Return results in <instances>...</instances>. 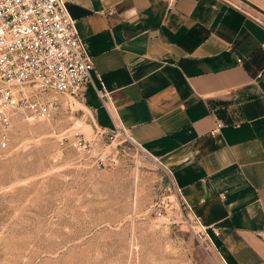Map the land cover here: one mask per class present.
I'll return each mask as SVG.
<instances>
[{"label":"crops","instance_id":"0c3cea01","mask_svg":"<svg viewBox=\"0 0 264 264\" xmlns=\"http://www.w3.org/2000/svg\"><path fill=\"white\" fill-rule=\"evenodd\" d=\"M68 8L94 65L82 102L95 126L122 125L171 173L228 264H264V25L223 0Z\"/></svg>","mask_w":264,"mask_h":264},{"label":"rangeland","instance_id":"374dc122","mask_svg":"<svg viewBox=\"0 0 264 264\" xmlns=\"http://www.w3.org/2000/svg\"><path fill=\"white\" fill-rule=\"evenodd\" d=\"M232 1L264 14L252 9L264 8L257 0ZM56 100L48 120L13 114L0 147V264L219 258L160 162L126 135L102 132L82 101Z\"/></svg>","mask_w":264,"mask_h":264},{"label":"built area","instance_id":"2783aa9c","mask_svg":"<svg viewBox=\"0 0 264 264\" xmlns=\"http://www.w3.org/2000/svg\"><path fill=\"white\" fill-rule=\"evenodd\" d=\"M165 1L172 7L176 0ZM223 1L264 25L263 13L257 10L254 13L232 0ZM261 48L264 50V41ZM93 70L91 55L78 35L68 0H0V147H6L9 141L13 114L48 120L58 108L57 96L83 100L85 87L93 84ZM95 89L107 108L110 91L102 84ZM222 126L221 121L215 120L210 133L218 134ZM109 131L126 135L142 149L122 125L115 124ZM220 196L224 197V194L220 193ZM183 203L203 235L215 247L208 228ZM211 229L217 233L215 227ZM210 264L228 263L219 254V258H211Z\"/></svg>","mask_w":264,"mask_h":264},{"label":"bare ground","instance_id":"6f19581e","mask_svg":"<svg viewBox=\"0 0 264 264\" xmlns=\"http://www.w3.org/2000/svg\"><path fill=\"white\" fill-rule=\"evenodd\" d=\"M78 104H80L77 100H75ZM73 105V104H72ZM76 123V122H75ZM77 124H81V126L83 127V122L82 121H77ZM87 126V125H86ZM88 128V127H87ZM150 156V155H149ZM151 157V156H150ZM154 159V158H153Z\"/></svg>","mask_w":264,"mask_h":264},{"label":"water","instance_id":"95a60500","mask_svg":"<svg viewBox=\"0 0 264 264\" xmlns=\"http://www.w3.org/2000/svg\"><path fill=\"white\" fill-rule=\"evenodd\" d=\"M244 1H247V0H244ZM249 2V1H248ZM250 3V2H249ZM250 5L253 7V8H255V9H260L258 6H256L255 4H253V3H250ZM261 10V9H260Z\"/></svg>","mask_w":264,"mask_h":264}]
</instances>
